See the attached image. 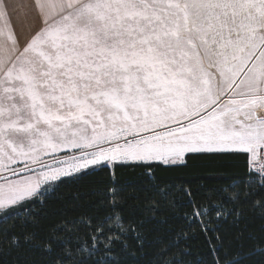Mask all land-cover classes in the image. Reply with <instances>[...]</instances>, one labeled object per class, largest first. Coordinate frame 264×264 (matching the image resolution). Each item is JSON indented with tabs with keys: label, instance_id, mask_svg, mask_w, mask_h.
I'll use <instances>...</instances> for the list:
<instances>
[{
	"label": "snow or ice",
	"instance_id": "6c2138e0",
	"mask_svg": "<svg viewBox=\"0 0 264 264\" xmlns=\"http://www.w3.org/2000/svg\"><path fill=\"white\" fill-rule=\"evenodd\" d=\"M188 154L246 155L264 187V0H0V251L24 264H193L168 248L199 224L212 259L195 264H264V198L246 216L255 193L236 181L203 202L182 189L191 236L148 256V233L176 207L151 169ZM125 165L148 169L139 185L102 180L88 213L68 215L77 193L59 220L39 214L66 182ZM142 193L154 194L144 208Z\"/></svg>",
	"mask_w": 264,
	"mask_h": 264
},
{
	"label": "trees",
	"instance_id": "16d2710c",
	"mask_svg": "<svg viewBox=\"0 0 264 264\" xmlns=\"http://www.w3.org/2000/svg\"><path fill=\"white\" fill-rule=\"evenodd\" d=\"M148 169L143 167H135L132 165H125L121 167H111L105 169L97 176L86 177L79 183L66 182L63 184L58 192L60 199H49L48 202L41 207L39 204L36 208L41 216L47 214L50 222H55L61 217L59 212L61 209H66V206L74 203L73 197L80 194V204L82 208L77 209L75 213L68 210V215H79L81 212L88 213L89 205L92 200V193L96 188L103 187L102 180L114 179L117 184L124 185L129 182H135L139 185L140 181L144 179L145 173ZM157 180L162 186L171 185L174 191V199L176 207L169 209L166 212L168 223L163 225L159 230H153L148 233L149 240L158 241L153 247L148 249V256H152L156 251L169 244L170 239L174 238L177 233L188 231L191 236V229L187 221L184 219L185 213L191 214L193 211L192 205L189 203L190 197L184 195L182 189H188L195 194V199L198 202H203L205 194L209 190L224 189L230 187L233 181L240 184L239 191L241 194L244 191H254V196L247 200L245 206V214L250 218L257 216V211L251 207L254 200L264 198V187L259 186L258 175L251 176L249 174V165L246 155H232V154H188L184 162H177L172 165H164L156 162L151 169ZM67 181L68 178H65ZM251 181L252 188H246L245 184ZM153 193H142L140 200V207L144 208L148 200L153 198ZM159 199V197H155ZM215 219V210L205 220ZM11 224V221H9ZM6 225H0L4 227ZM149 227H151L149 225ZM215 227V224L210 225ZM196 235L187 241L181 240L180 247H169V258H175L182 262L192 261L195 264L197 258L210 262L212 257L209 255V245L206 242L205 234L201 232L199 224H193ZM225 229L230 230L233 234L234 227H230L227 223L224 225ZM13 231H18L13 229ZM224 231L221 230V235ZM209 236L214 235L209 232ZM258 238L261 234L257 233ZM130 243L135 246V241L130 240ZM249 241L248 246L252 245ZM264 243V240L261 241ZM185 249L187 255L184 254ZM119 252L120 245L117 244L115 248ZM231 252L236 251L235 245L230 249ZM24 253H17L12 251L6 254L0 251V264H24ZM121 257L125 259V264H132L131 257L127 254L121 253ZM19 258V259H18ZM140 264H148L147 259H142Z\"/></svg>",
	"mask_w": 264,
	"mask_h": 264
},
{
	"label": "crops",
	"instance_id": "0c3cea01",
	"mask_svg": "<svg viewBox=\"0 0 264 264\" xmlns=\"http://www.w3.org/2000/svg\"><path fill=\"white\" fill-rule=\"evenodd\" d=\"M9 5L12 7H18L20 4L26 2V0H8ZM20 11H22L21 9H18Z\"/></svg>",
	"mask_w": 264,
	"mask_h": 264
}]
</instances>
